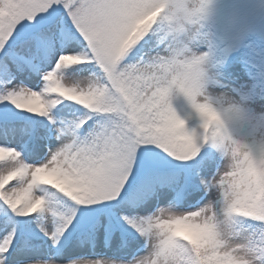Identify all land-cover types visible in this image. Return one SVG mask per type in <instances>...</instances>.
I'll return each mask as SVG.
<instances>
[{"label":"snow or ice","instance_id":"6c2138e0","mask_svg":"<svg viewBox=\"0 0 264 264\" xmlns=\"http://www.w3.org/2000/svg\"><path fill=\"white\" fill-rule=\"evenodd\" d=\"M155 3L0 0V264H264V165L166 105Z\"/></svg>","mask_w":264,"mask_h":264},{"label":"clouds","instance_id":"9594fccd","mask_svg":"<svg viewBox=\"0 0 264 264\" xmlns=\"http://www.w3.org/2000/svg\"><path fill=\"white\" fill-rule=\"evenodd\" d=\"M211 0H156L159 53L143 69L157 84L166 105L182 102L183 111L202 130L217 134L222 144L221 174L239 162L253 159L264 165V125L249 124L239 99L226 89L217 90L218 73L211 48L201 50L203 21ZM183 123V121H179Z\"/></svg>","mask_w":264,"mask_h":264},{"label":"rangeland","instance_id":"374dc122","mask_svg":"<svg viewBox=\"0 0 264 264\" xmlns=\"http://www.w3.org/2000/svg\"><path fill=\"white\" fill-rule=\"evenodd\" d=\"M202 31L198 47L211 48L217 62L214 87L239 99L249 124L264 125V0H211Z\"/></svg>","mask_w":264,"mask_h":264}]
</instances>
